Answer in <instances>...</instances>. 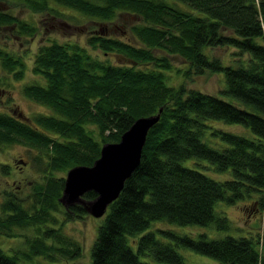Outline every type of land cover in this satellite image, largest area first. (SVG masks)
<instances>
[{"label": "trees", "instance_id": "obj_1", "mask_svg": "<svg viewBox=\"0 0 264 264\" xmlns=\"http://www.w3.org/2000/svg\"><path fill=\"white\" fill-rule=\"evenodd\" d=\"M22 1L58 19L68 14L60 9L64 7L90 22L109 21L114 13L123 12L138 15L140 20L129 24L130 38L124 40L104 34L86 36L90 48L116 53L131 64L92 59L76 42L51 40L35 49L31 72L39 74L42 83H25L21 93L51 111L23 119L0 111V147L18 143L36 149L32 165L43 177L30 185L28 203L27 196L3 192L0 234L17 237L15 229L39 228L49 210L59 208L63 176L53 172L72 165L88 166L98 157L101 143L118 140L133 118L157 113L161 107L158 120L143 139L139 162L101 214L89 264H153L140 256L180 264L183 258L176 245L209 255L221 264H264V0H176L186 4V9L165 0ZM0 24H11L17 34L28 38L36 31L32 21L16 19L8 11H0ZM208 46L232 48L236 64H223L215 55L208 57L203 52ZM154 49L163 53L155 54ZM171 54L185 60L186 74L221 71L223 93L240 104L182 83L166 85L163 71L170 68ZM20 59L0 47V71L20 78ZM217 120L240 123L252 135L221 129L215 125ZM193 157L206 159L214 173L227 174L225 179H213L181 164ZM0 167L3 173L8 171ZM94 193L81 195L90 200ZM241 200H248L247 209L260 213L261 231L214 238L158 229L172 239L164 241L144 230L155 219L183 225L214 223L218 229H227L229 219L216 204ZM65 210L71 216L85 213L76 204ZM40 233L23 238L27 249H12L6 255L0 248V264H17L19 257L24 264H32L29 259L34 254L50 257L49 252L57 247L47 244L44 237L54 236V229ZM130 244L135 245L134 251ZM73 249L58 248V252L69 254Z\"/></svg>", "mask_w": 264, "mask_h": 264}, {"label": "rangeland", "instance_id": "obj_2", "mask_svg": "<svg viewBox=\"0 0 264 264\" xmlns=\"http://www.w3.org/2000/svg\"><path fill=\"white\" fill-rule=\"evenodd\" d=\"M168 2H174L184 9L189 8L183 2L176 0H165ZM25 1L22 0H0V11L10 12L16 19H23L26 21H32L35 25L36 31L32 36L28 38L27 35L22 33L17 34L11 24L5 25L0 24V47L6 52H11L17 57L21 58L23 62V70L20 78H15L12 73H7V71H0V111H7L10 114H14L20 119L26 116L33 115L35 112L46 113L51 111L45 105L31 100L22 92V86L25 83H32L34 81L42 83V79L39 74L31 72L32 69V59L35 53V49L41 43H50L51 40H56L61 42H76L79 48H84L85 52L90 55V58H98L102 61L106 60L112 64L122 63L131 64L129 60L118 56L116 53H103L98 48H90L86 41V36H91L93 34L106 35L111 37H120L122 40L124 38H130L129 35V24L139 21L138 15H131L130 13L123 12L114 13L113 19L109 21L94 20L90 22L88 17H78L75 10H68L67 8L60 7L65 13L59 19L56 17L49 16L44 11L36 12L25 5ZM78 17L76 19L75 17ZM73 16V17H71ZM232 48H226V46H208L204 47V53L209 57L211 55L220 57L221 62L224 64L235 65L236 62L232 61L231 50ZM153 53L162 54L163 52L157 49L153 50ZM170 68L168 71H163L165 76L166 85H179L182 83L185 87L195 88L198 91H204L208 94H214L219 96V98H224L229 100V102H234L240 104L239 101L223 93L225 88L223 73L217 71H208L207 69L199 73V75L189 72L186 74L187 64L185 60L177 55H168ZM230 59V60H229ZM149 66V65H147ZM221 129L229 130L230 132H237L241 135L251 136V131L248 127L241 125L237 122H221L216 121V124ZM204 141L213 145L210 138L207 139L205 136L202 137ZM117 141V140H116ZM36 149L28 150L24 148L21 144L14 143L4 145L0 147V166L7 167L8 171L3 173L0 167V202H2L3 194L6 192H13V194L19 197H25L31 191L30 185L33 182L39 181L43 176H41V171L32 165V155H35ZM182 165L190 166V168H197L201 172H205L207 175L211 176L213 179H225L227 174H222L218 172H213L210 168L211 164L206 159L201 158H187L183 159ZM211 170L212 172H209ZM66 171L53 172V175L63 176ZM228 173V172H225ZM4 192V193H3ZM31 200L27 196V203ZM248 200L237 201L236 204H227L224 202H217L216 206L220 212H224L225 216L229 219L227 229H218L214 226V223L204 225H193V224H178L168 221H161L155 219L154 221L148 222V226L144 230H151L152 234L157 238L162 240L172 239L167 236L162 235L158 229H169L172 233L178 234H191L196 236L197 233H204L206 236L218 238L222 235H239L253 231V233L261 231L263 227L262 218H260V213L252 212L247 209L246 205ZM58 209H50L47 219L44 223L35 229V227H20L15 229L17 237H5V235L0 234V248L6 253V255L11 254L12 249H27L26 243L23 238L33 237L35 235H40V231L46 228L54 229V236L49 238L44 237L47 244H52L53 247H57L55 251L49 252L50 257L44 254H34L31 255L29 262L32 264H89L90 262V249L92 242L95 238L97 224H100L101 217L89 216L87 212L80 214L78 216H71L65 214V207L58 202ZM216 209V210H217ZM218 211V210H217ZM218 211V212H219ZM71 214V213H70ZM39 230V232L37 231ZM138 235V233H137ZM132 250H135V245L130 244ZM58 248H66L68 251L74 248L69 254H63L58 252ZM175 250L182 255L183 261L180 264H221L216 262V260L211 256H206L205 254L194 252L190 248H186L181 245L174 246ZM19 256V254H18ZM142 260H148L153 264H165L163 261H153L149 256L142 257ZM22 257H19L17 264H24ZM30 264V263H29ZM168 264V263H167Z\"/></svg>", "mask_w": 264, "mask_h": 264}, {"label": "water", "instance_id": "obj_3", "mask_svg": "<svg viewBox=\"0 0 264 264\" xmlns=\"http://www.w3.org/2000/svg\"><path fill=\"white\" fill-rule=\"evenodd\" d=\"M157 113L133 118L117 141L101 143L98 157L88 166L72 165L64 173L58 202L68 208L71 204L82 206L89 216L101 217L122 187V181L130 175L139 162L140 148L148 128L159 117ZM93 190L95 195L87 200L81 193Z\"/></svg>", "mask_w": 264, "mask_h": 264}]
</instances>
